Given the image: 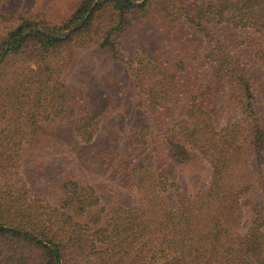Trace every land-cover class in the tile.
Returning <instances> with one entry per match:
<instances>
[{
    "label": "trees",
    "instance_id": "obj_1",
    "mask_svg": "<svg viewBox=\"0 0 264 264\" xmlns=\"http://www.w3.org/2000/svg\"><path fill=\"white\" fill-rule=\"evenodd\" d=\"M5 23L0 264H264V0Z\"/></svg>",
    "mask_w": 264,
    "mask_h": 264
},
{
    "label": "rangeland",
    "instance_id": "obj_2",
    "mask_svg": "<svg viewBox=\"0 0 264 264\" xmlns=\"http://www.w3.org/2000/svg\"><path fill=\"white\" fill-rule=\"evenodd\" d=\"M80 0H0V27L4 26L6 21L12 22L21 15H32L37 19L53 20L60 19L67 15L71 9L78 4ZM38 16V17H37ZM260 89L264 95V75L260 69H255ZM34 154L39 164L43 168L51 161V159L58 161L60 153L56 155L50 154L45 147L38 149H31L28 151ZM33 168H31L32 171ZM30 171V173H31ZM35 175V174H34ZM42 177H46L44 174Z\"/></svg>",
    "mask_w": 264,
    "mask_h": 264
}]
</instances>
